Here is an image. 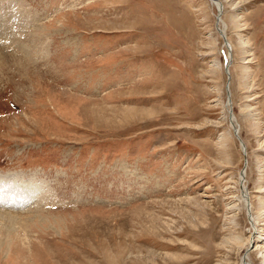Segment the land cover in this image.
Returning <instances> with one entry per match:
<instances>
[{"label":"rangeland","instance_id":"374dc122","mask_svg":"<svg viewBox=\"0 0 264 264\" xmlns=\"http://www.w3.org/2000/svg\"><path fill=\"white\" fill-rule=\"evenodd\" d=\"M222 2L233 98L210 0H0V264H240L243 140L264 225V0Z\"/></svg>","mask_w":264,"mask_h":264},{"label":"bare ground","instance_id":"6f19581e","mask_svg":"<svg viewBox=\"0 0 264 264\" xmlns=\"http://www.w3.org/2000/svg\"><path fill=\"white\" fill-rule=\"evenodd\" d=\"M210 2L213 5H216L219 8V12H221L220 17L218 18V28H220L225 34L224 38L227 40V44H228V45H226V48H228V49L231 48V53L228 54V61H229L228 66H229V68H228V71H226V72H227V76L229 77L228 88H229V91L231 93V97L233 98L232 88L234 87V84L232 87V82L234 83L235 77L233 78V74L231 72V66L233 65V64L231 65V63H234V56H235L234 52H235V50H234L233 45L231 44V41L228 37V33H227L228 24L224 20L223 14H224V11L226 8H225V5L222 2V0H210ZM225 43H226V41H225ZM19 65H21V69H26V64H25V66H24V64H21V63ZM239 84H241V83H239ZM244 87H246V86H244ZM248 92L246 91L244 93H248ZM228 96H229V94H228ZM232 105H233V103H232ZM226 107L228 110V116L227 117L230 119V122L232 124V128L236 129L237 128L236 125H238L239 123H238V120L234 114V107L231 106V104L228 101H227ZM246 116H247L246 119H248V120L253 119V115H251V114H247ZM240 137L241 136L239 134V138ZM240 142H241L240 145H241V149H242L243 154L246 153L247 163H246V167L244 168V170L242 172H240L239 181H238L239 194L235 195V196H229L228 197L229 201H227L228 202L227 203V205H228L227 209L229 211V214H231L229 216V218H231V220L234 224L237 223V220L235 219L237 214L240 213L242 210L246 211V214L248 216V220L250 221L249 223H250L251 228L249 231L250 235L247 238V245H246L247 251L244 255H242L241 260H240V264H264V240H263L264 239V235H263L264 225H260V224H259V226L257 225L258 220H259V217H258L259 215L256 217V212H255L256 207H254L255 203L253 201V198H255V197L252 196L251 192L249 191L248 184H247V182L249 181L248 174L250 175V173H251L250 161L248 158L247 144L244 143V140L240 141ZM224 149H227V148H224ZM249 168H250V170H249ZM255 191L260 192V193L261 192L264 193V186L260 187L259 189L255 190ZM8 194H10V196L12 197V200H10L12 202L15 199L21 198V192H18V191L15 192L13 188L8 191ZM0 196H2V198H0L1 202H7L8 201V200L5 201L6 199H4L3 195H0ZM203 196H206V194H203ZM208 197H216V196H215V194H209ZM254 228H255V230L253 231Z\"/></svg>","mask_w":264,"mask_h":264}]
</instances>
